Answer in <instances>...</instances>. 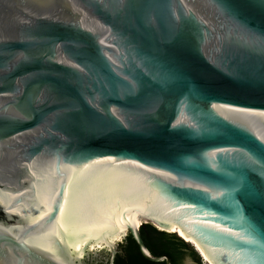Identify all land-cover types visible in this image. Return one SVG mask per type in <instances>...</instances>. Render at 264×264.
<instances>
[{
	"label": "water",
	"instance_id": "obj_1",
	"mask_svg": "<svg viewBox=\"0 0 264 264\" xmlns=\"http://www.w3.org/2000/svg\"><path fill=\"white\" fill-rule=\"evenodd\" d=\"M149 223L264 264V0H0V264Z\"/></svg>",
	"mask_w": 264,
	"mask_h": 264
},
{
	"label": "trees",
	"instance_id": "obj_2",
	"mask_svg": "<svg viewBox=\"0 0 264 264\" xmlns=\"http://www.w3.org/2000/svg\"><path fill=\"white\" fill-rule=\"evenodd\" d=\"M140 232L152 256L166 255L170 258L171 264H187L188 261L202 264V258L195 247L178 235L179 233L161 231L150 223L142 225ZM90 264H166V261L155 263L145 259L138 244L128 233L127 238L118 244L114 258L109 251L105 257Z\"/></svg>",
	"mask_w": 264,
	"mask_h": 264
},
{
	"label": "bare ground",
	"instance_id": "obj_3",
	"mask_svg": "<svg viewBox=\"0 0 264 264\" xmlns=\"http://www.w3.org/2000/svg\"><path fill=\"white\" fill-rule=\"evenodd\" d=\"M130 224H132L135 227H139V225L141 224V219H136L134 221H132ZM126 226H122L121 228H119L117 231L113 232L112 234H110L108 236V240L112 243L114 242L117 238H119L121 235H123L126 232ZM170 232H177L179 233V235H181V237H183V239H185V241L192 243V245H194L196 247V249H198V251L202 254L203 258L206 260V262L208 263V259L207 257L204 255V253L202 252V250L199 248V246L190 239H187L181 232V230L177 227L174 226L170 229Z\"/></svg>",
	"mask_w": 264,
	"mask_h": 264
},
{
	"label": "rangeland",
	"instance_id": "obj_4",
	"mask_svg": "<svg viewBox=\"0 0 264 264\" xmlns=\"http://www.w3.org/2000/svg\"><path fill=\"white\" fill-rule=\"evenodd\" d=\"M119 241H120V240L118 239V240H116L115 242H116V243H120ZM187 264H195V263H193V262H191V261H188ZM202 264H208V263L206 262L205 259H202Z\"/></svg>",
	"mask_w": 264,
	"mask_h": 264
}]
</instances>
